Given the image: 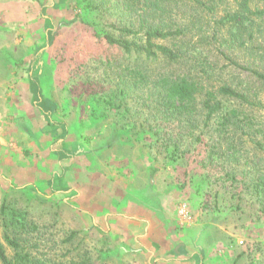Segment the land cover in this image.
I'll return each instance as SVG.
<instances>
[{
    "label": "rangeland",
    "instance_id": "rangeland-1",
    "mask_svg": "<svg viewBox=\"0 0 264 264\" xmlns=\"http://www.w3.org/2000/svg\"><path fill=\"white\" fill-rule=\"evenodd\" d=\"M98 2L0 0V153L13 149L15 158L0 162L7 255L15 250L6 234L23 244L19 264H264L263 134L259 142L245 135L230 151L223 142L214 159L206 137L171 158L151 144L152 130L132 134L145 117L142 87L117 104L129 88L127 68L143 56L98 36L112 28ZM255 5L264 9V0ZM217 63L225 73L246 71L222 56ZM261 98L253 115L264 131V88ZM147 205L157 210L153 236L169 244L163 256L142 252L125 228L122 217H139Z\"/></svg>",
    "mask_w": 264,
    "mask_h": 264
},
{
    "label": "trees",
    "instance_id": "trees-1",
    "mask_svg": "<svg viewBox=\"0 0 264 264\" xmlns=\"http://www.w3.org/2000/svg\"><path fill=\"white\" fill-rule=\"evenodd\" d=\"M255 2L99 0L96 7L110 13L112 28L98 36L126 54L143 56L127 68L129 88L120 89L117 104L122 106L134 87H142L145 117L132 134L152 130L151 144L163 147L171 158L176 152L177 158L184 157L206 137L212 159L223 142L230 151L245 142V135L252 141L264 136L253 115L263 104L264 88V9ZM220 56L246 71L225 73L217 63ZM243 56L246 60L239 61ZM213 119L215 132L209 129ZM14 217V223L23 220ZM5 239L15 254L9 257L0 242V264L23 262V244L8 234Z\"/></svg>",
    "mask_w": 264,
    "mask_h": 264
},
{
    "label": "crops",
    "instance_id": "crops-1",
    "mask_svg": "<svg viewBox=\"0 0 264 264\" xmlns=\"http://www.w3.org/2000/svg\"><path fill=\"white\" fill-rule=\"evenodd\" d=\"M6 51L9 52V50L7 48H6ZM26 58H27V56L23 58L22 62L25 63L26 62ZM13 63H15V62H13ZM23 82H24V80L22 79L21 81L18 82V84H23ZM31 84H33V82ZM35 98H36L35 93H33V94L28 93L25 99L27 101L33 102L35 100ZM29 111H31L32 114L36 115L37 117L38 116L39 117H41V116L44 117L42 111H39V109L33 108L32 105H31V108H30ZM34 132H35V130H34ZM7 152H8L7 155H4V154L0 153V162L3 161L4 163H9V162H13L14 161L15 158H13V156H12V154H14L13 149L12 150H8ZM55 152L57 153V155L59 157H62V156L64 157V150L63 149L56 150ZM6 157L10 158L9 162H6ZM14 163H16V162H14ZM10 179H11L10 181H13L12 178H10ZM80 194H81V192H80ZM112 199H113L112 203L115 202L116 205L117 204L119 205L121 203V201L119 199H115V198H112ZM134 203H135V201H134ZM143 203H144V201H143ZM130 205H132V204L129 203V206ZM132 207H133V212H134L135 208H134L133 205H132ZM144 210H146L145 213L140 214L141 216H139V217H136L135 213H133V212H131V210H129L130 214L126 213L125 216L122 217V218H125L126 220L129 221L125 228H126L128 233H131L132 236H134V240H136V238L138 237V239L140 241H142L140 244L137 243V245H140L139 248L141 249L142 252L148 253L150 256H153V254H155V253H157V255H159V256H163L164 254H166L169 251V247H168L169 244H168L167 240H165V242L162 240V238L164 237L163 234L159 233V234H156L154 236L152 234L154 226L156 224L158 225L157 217L154 216V215H156L157 210L154 209V207H151L149 205H147L146 209H144ZM87 211L91 212L89 209H87ZM165 216L166 215L161 213V219H163L162 221H166L167 218ZM162 221L160 222L161 225L163 224ZM131 223H133V224H131ZM138 229L140 230V232H139ZM143 237H145V238H143ZM157 246H159V248H157ZM174 252H176V248L175 247H174Z\"/></svg>",
    "mask_w": 264,
    "mask_h": 264
}]
</instances>
